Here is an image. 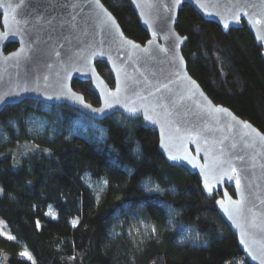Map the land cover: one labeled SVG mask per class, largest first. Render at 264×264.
<instances>
[{"label": "trees", "instance_id": "1", "mask_svg": "<svg viewBox=\"0 0 264 264\" xmlns=\"http://www.w3.org/2000/svg\"><path fill=\"white\" fill-rule=\"evenodd\" d=\"M101 1L128 37L148 38L129 0ZM176 29L187 36V69L207 95L264 133V60L246 25L223 32L184 4ZM95 65L112 86L105 62ZM72 87L98 104L89 82ZM34 115L46 121L37 135L28 126ZM77 119L87 132L72 130ZM3 134L0 222L13 239L1 243L0 264H250L216 196L165 160L156 131L140 118L98 121L65 104L24 100L0 112ZM34 144L39 149L25 147Z\"/></svg>", "mask_w": 264, "mask_h": 264}, {"label": "water", "instance_id": "2", "mask_svg": "<svg viewBox=\"0 0 264 264\" xmlns=\"http://www.w3.org/2000/svg\"><path fill=\"white\" fill-rule=\"evenodd\" d=\"M129 2L148 34L143 43L124 33L101 0H0V112L33 100L98 121L114 113L140 118L156 131L165 160L195 174L207 198L216 196L246 260L264 264V133L207 95L187 69V36L176 29L179 10L189 4L223 32L245 24L264 60V0ZM8 43L16 47L5 52ZM96 61L107 65L112 86ZM74 80L90 83L97 105L72 87Z\"/></svg>", "mask_w": 264, "mask_h": 264}, {"label": "rangeland", "instance_id": "3", "mask_svg": "<svg viewBox=\"0 0 264 264\" xmlns=\"http://www.w3.org/2000/svg\"><path fill=\"white\" fill-rule=\"evenodd\" d=\"M45 108H47V106ZM45 123H46L45 119L40 117V116H37V115L30 117L28 120V126L34 135H37L42 130ZM72 130L74 132L85 133L88 131V126L83 120L77 119L74 121ZM6 141H7V136L4 134L1 135L0 136V143H5ZM25 147H28V149L31 148L32 150L39 149L35 144L34 145H27ZM7 237H9L7 229L0 222V245L3 241H5L7 239ZM1 264H5V261H3Z\"/></svg>", "mask_w": 264, "mask_h": 264}, {"label": "snow or ice", "instance_id": "4", "mask_svg": "<svg viewBox=\"0 0 264 264\" xmlns=\"http://www.w3.org/2000/svg\"><path fill=\"white\" fill-rule=\"evenodd\" d=\"M176 2L179 3V0H176ZM97 3H98V0H97ZM249 7H251V5H249ZM242 10H243L242 7L238 9V11H242ZM105 15H106V19H105L103 22H104L105 24H108L109 21H111L112 18H111L110 15H107V14H105ZM245 15H247L246 12H245ZM234 18H235V19H239L238 15H234ZM113 23H114V22H113ZM255 23L258 24V23H260V21H259V20H256ZM225 27H228V25L225 24ZM133 47H135V45H133ZM193 83H194V82H193ZM73 99H75V100H80L81 98H80V97H77V96H74ZM105 106H106V107H111V105H108V104H106ZM85 107H90V106L85 105ZM127 110H128L130 113H134V112L137 111V109L134 108V107L128 108ZM96 111H99V110H96ZM170 158L173 159V160L177 159V157H175V156L170 157ZM148 191H161V189H159V188L157 187V188H155V189H149ZM153 231H155V229H153ZM7 239L11 240V239H13V237L9 236V237H7ZM242 242H243V241H242ZM21 255H22V256H28V258L31 259V256H30L27 252L21 253Z\"/></svg>", "mask_w": 264, "mask_h": 264}]
</instances>
